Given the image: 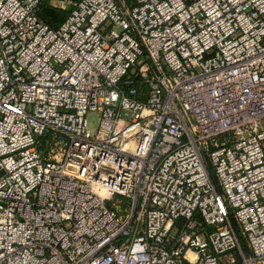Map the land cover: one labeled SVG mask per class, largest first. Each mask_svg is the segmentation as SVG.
Listing matches in <instances>:
<instances>
[{"label": "built area", "instance_id": "1", "mask_svg": "<svg viewBox=\"0 0 264 264\" xmlns=\"http://www.w3.org/2000/svg\"><path fill=\"white\" fill-rule=\"evenodd\" d=\"M69 1L0 0V264H264V0Z\"/></svg>", "mask_w": 264, "mask_h": 264}, {"label": "trees", "instance_id": "2", "mask_svg": "<svg viewBox=\"0 0 264 264\" xmlns=\"http://www.w3.org/2000/svg\"><path fill=\"white\" fill-rule=\"evenodd\" d=\"M76 1V0H74ZM71 7L64 8L54 3V0H41L39 6V15L49 25L57 27L61 25L68 17ZM51 135V134H50Z\"/></svg>", "mask_w": 264, "mask_h": 264}, {"label": "rangeland", "instance_id": "3", "mask_svg": "<svg viewBox=\"0 0 264 264\" xmlns=\"http://www.w3.org/2000/svg\"><path fill=\"white\" fill-rule=\"evenodd\" d=\"M74 1V0H71ZM54 3L56 5H59L61 7H65V8H69L72 6V2H70L69 0H54ZM91 121H92V125L96 126L97 124V120H98V115L97 114H92L90 115Z\"/></svg>", "mask_w": 264, "mask_h": 264}]
</instances>
